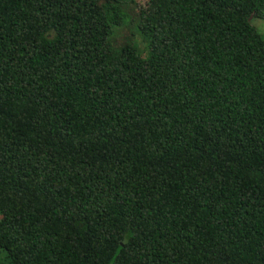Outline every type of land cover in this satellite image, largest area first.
I'll return each mask as SVG.
<instances>
[{"label":"trees","instance_id":"trees-1","mask_svg":"<svg viewBox=\"0 0 264 264\" xmlns=\"http://www.w3.org/2000/svg\"><path fill=\"white\" fill-rule=\"evenodd\" d=\"M128 3L142 51L109 42ZM255 18L264 0H0V264H264Z\"/></svg>","mask_w":264,"mask_h":264},{"label":"rangeland","instance_id":"rangeland-1","mask_svg":"<svg viewBox=\"0 0 264 264\" xmlns=\"http://www.w3.org/2000/svg\"><path fill=\"white\" fill-rule=\"evenodd\" d=\"M127 12V22L123 26H117L114 28L112 35L109 36V42L115 49L119 48L124 43H130L132 45H135L138 50L142 51L144 48V43L142 41V35L138 31L137 27H135V9L132 8L130 3H128ZM251 24L264 37V20L255 18L251 21Z\"/></svg>","mask_w":264,"mask_h":264},{"label":"water","instance_id":"water-1","mask_svg":"<svg viewBox=\"0 0 264 264\" xmlns=\"http://www.w3.org/2000/svg\"><path fill=\"white\" fill-rule=\"evenodd\" d=\"M251 18V16L249 17V19Z\"/></svg>","mask_w":264,"mask_h":264}]
</instances>
